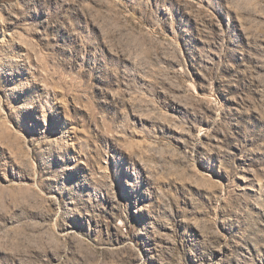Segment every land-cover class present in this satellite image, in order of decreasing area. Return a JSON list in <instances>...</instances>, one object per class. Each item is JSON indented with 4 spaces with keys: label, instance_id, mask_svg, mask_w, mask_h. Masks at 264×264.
<instances>
[{
    "label": "rangeland",
    "instance_id": "1",
    "mask_svg": "<svg viewBox=\"0 0 264 264\" xmlns=\"http://www.w3.org/2000/svg\"><path fill=\"white\" fill-rule=\"evenodd\" d=\"M0 264H264V0H0Z\"/></svg>",
    "mask_w": 264,
    "mask_h": 264
}]
</instances>
